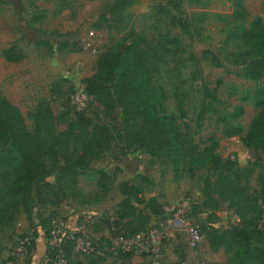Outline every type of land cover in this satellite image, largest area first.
I'll list each match as a JSON object with an SVG mask.
<instances>
[{
  "label": "rangeland",
  "instance_id": "obj_1",
  "mask_svg": "<svg viewBox=\"0 0 264 264\" xmlns=\"http://www.w3.org/2000/svg\"><path fill=\"white\" fill-rule=\"evenodd\" d=\"M115 1L0 0V96L19 109L30 131L39 108L75 117L77 111L70 104L75 87L94 73L99 54L133 31L140 46L156 48L148 62L152 83L164 95L159 111L172 114L200 150L214 148L228 160L227 166L221 173L205 165L189 174L181 162L173 163L171 148H156L153 155L143 149L122 153V142L114 140L76 181L57 183L51 175L49 203L35 204L27 213L20 210L0 224V264L8 262L26 236L31 243L17 264L34 261L36 249L38 264H55L45 256L49 217L98 245V254L73 255L69 264H93L108 250L106 228L93 223L116 218L119 195L96 186L101 169H113L118 179L128 181L138 174L157 179V186L144 188V196L156 193L165 198L166 206L188 200L190 220L201 223L203 236L213 228L223 231L241 218L252 224L264 218V150L244 146L241 140L260 110L264 74L256 79L246 76L243 53L248 44L240 38L252 28L255 16L264 22V0H123L128 5L120 11ZM94 107L92 101L82 111L92 124ZM106 123L122 128L119 105ZM235 128L239 134L232 132ZM231 183L240 187L245 199L239 219L223 199L225 193H218ZM204 191L219 204L215 214L200 205ZM158 218L152 216L149 224ZM171 220V214L162 218L167 235L159 264H208L188 250L184 233L172 228ZM233 252L224 249L217 264H227ZM134 254L146 257L143 252ZM144 264H153L149 256Z\"/></svg>",
  "mask_w": 264,
  "mask_h": 264
},
{
  "label": "trees",
  "instance_id": "obj_2",
  "mask_svg": "<svg viewBox=\"0 0 264 264\" xmlns=\"http://www.w3.org/2000/svg\"><path fill=\"white\" fill-rule=\"evenodd\" d=\"M114 5L120 11L128 4L116 0ZM252 22V28L240 38L248 44L243 53L245 74L256 79L264 74V22L260 16H255ZM154 53L155 47L140 46L134 32L130 31L99 54L94 73L82 81L91 97L90 103H95L93 124L82 112L84 110L72 117L45 107L34 114V128L30 131L19 109L0 96V224L12 220L20 210L27 213L35 204L49 203L50 190L54 186L49 181L51 175L57 183L65 179L76 181L79 174L91 169L92 163L109 150L114 140L122 142V153L143 149L153 155L156 148H171L173 163L177 166L176 163L181 162L189 174L205 165H211L221 173L228 160L214 148L200 150L192 136L178 128L172 114L159 111L164 95L152 83L148 62ZM117 105L123 112L120 129L106 123V120H113ZM258 105L260 110L241 140L244 146L262 151L264 93L258 97ZM232 132L240 133L237 128ZM151 184L144 174L128 181L118 179L113 169L99 170L96 186L104 192L115 190L119 201L114 220L96 219L92 223L104 226L109 239L115 241L145 231L152 216L158 219L164 216L165 205L155 197L144 196V188ZM222 191L228 208L239 219L245 201L240 195V187L235 183L225 184L218 193L222 195ZM203 197L200 205L215 214L219 204L214 196L204 191ZM51 219L48 218L47 235ZM258 221L256 219L252 224L241 218L223 231L211 229L205 235L209 247L233 249L227 264H264V225L260 227ZM109 239L106 243L110 246ZM64 250L68 264L71 256H79L73 251L70 240ZM48 254L49 259L54 260L49 250Z\"/></svg>",
  "mask_w": 264,
  "mask_h": 264
},
{
  "label": "built area",
  "instance_id": "obj_3",
  "mask_svg": "<svg viewBox=\"0 0 264 264\" xmlns=\"http://www.w3.org/2000/svg\"><path fill=\"white\" fill-rule=\"evenodd\" d=\"M93 35V32H90ZM91 97L86 93L84 85L79 84L75 87L70 96V104L75 111L79 112L89 106ZM192 211L191 203L183 199L176 206H164V215L171 214V227L185 236L188 250L196 249L203 239V229L199 221H191ZM189 218V219H188ZM264 225V218L259 221V226ZM166 228L162 219H158L154 224H149L148 228L129 238L119 237L115 242L116 249L122 253L137 252L145 253L149 256L153 264H159L162 257L161 250L164 238L166 237ZM72 241L73 251L78 255L98 254V245L85 237V234L71 233L66 224L62 221L52 218L48 235V250L53 254L55 264H68L64 246L67 241ZM31 240L28 236L23 238L21 246L14 249L11 258L6 264H17L20 261L22 253L30 246ZM200 261H203L200 259Z\"/></svg>",
  "mask_w": 264,
  "mask_h": 264
},
{
  "label": "crops",
  "instance_id": "obj_4",
  "mask_svg": "<svg viewBox=\"0 0 264 264\" xmlns=\"http://www.w3.org/2000/svg\"><path fill=\"white\" fill-rule=\"evenodd\" d=\"M146 176L151 180L152 184L154 183L156 184L155 186H157V181H158L157 179L152 180L151 176H148V175ZM150 197H155L158 202L165 205V202H164L165 198L159 197L156 193L151 195ZM153 217H156V216H153ZM106 237L109 239L108 233L106 234ZM109 241H110V246L107 244L108 250L103 251L101 255L95 261H93V264H144L146 257L148 256L147 254L145 255L146 257H144V255L138 256L134 254L133 252L130 255L120 254V252H118V250L116 249L115 240L109 239ZM191 251H192V254L196 255V257H198L199 259H205L208 264H214V263L217 264V263L222 262L221 259L223 257L224 248L220 247L216 250L211 249L209 247L207 237L203 236V239L201 243L199 244V246L196 249L191 250ZM37 254H38V250L36 249V251L32 253V257H34V261L32 260V258L31 259L29 258L25 264H38L36 262L37 260H35ZM45 256H47V254ZM47 259H48V256H47Z\"/></svg>",
  "mask_w": 264,
  "mask_h": 264
}]
</instances>
